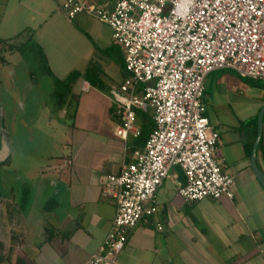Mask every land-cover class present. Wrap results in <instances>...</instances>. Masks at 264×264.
<instances>
[{"label":"crops","instance_id":"1","mask_svg":"<svg viewBox=\"0 0 264 264\" xmlns=\"http://www.w3.org/2000/svg\"><path fill=\"white\" fill-rule=\"evenodd\" d=\"M65 1L0 0V67L16 55L26 58L21 50L28 44L42 50L46 68L56 79L80 74L68 101L75 86L82 92L119 90L127 77L121 66L125 54L112 29L87 13L69 19L62 9ZM83 1L110 10L119 0ZM30 77L18 84H31ZM245 79L232 70H220L205 84L206 115L220 133L216 155L234 179V199L186 201L179 194L185 175L174 167L158 190V212L130 234L117 264H264V188L251 167L253 148L249 152L246 147L256 131L254 121L258 134L264 80ZM103 92L113 109L111 95L106 98ZM24 93L28 96L27 87ZM216 107L221 119L213 120L209 111L216 113ZM251 107L256 114L246 121L234 114L235 108ZM43 108L47 122H56L54 111ZM58 112L61 118L69 113ZM116 115L117 119H107L98 137H93L97 131L82 128L86 136L77 144L67 133L74 134L75 122L65 126L63 148L71 149H62L45 166H34L32 153L21 156L26 150L20 153L10 141L9 171L0 170V264H86L100 249L117 212L115 200L104 196L103 189L110 174L134 161L137 150L133 138L124 141L117 136L122 120L118 110ZM257 157L264 173V130Z\"/></svg>","mask_w":264,"mask_h":264},{"label":"built area","instance_id":"2","mask_svg":"<svg viewBox=\"0 0 264 264\" xmlns=\"http://www.w3.org/2000/svg\"><path fill=\"white\" fill-rule=\"evenodd\" d=\"M62 9L71 20L87 13L107 24L125 50L128 76L111 93L122 120L117 136L140 137L139 111H151L155 122L144 149L103 189L117 212L86 264H117L130 234L158 212V190L174 167L184 172L186 201L234 199V179L216 155L220 133L206 115L205 84L220 70L264 80V0H119L110 10L66 0Z\"/></svg>","mask_w":264,"mask_h":264},{"label":"rangeland","instance_id":"3","mask_svg":"<svg viewBox=\"0 0 264 264\" xmlns=\"http://www.w3.org/2000/svg\"><path fill=\"white\" fill-rule=\"evenodd\" d=\"M121 52L125 54L123 48H121ZM8 63V66L0 67V160L4 161L0 167L2 174L9 171L10 141L14 149H19L20 153L26 150L21 156H28L32 153L34 166H45L50 164L52 157L57 156L62 149L63 151H70L71 147L63 148V146L65 147L63 141H65L67 133L74 136V143L77 144L78 138L86 136L82 128H85L86 131L90 129L97 131L93 137H98L102 134L101 128L107 119L111 116L117 119L116 106L114 105L112 109L111 104L102 95V91H104L106 98L110 97L111 94L107 90L100 91L93 88L90 92H82L81 90L78 91L76 86L73 93L70 94L71 99L68 104L63 107V110L69 113L61 118L53 95L55 78L47 74L43 59L37 55H34L32 60L23 56L19 59V56L16 55L10 58ZM29 74L33 76L30 77L32 79L31 84L28 83L27 86L18 84L23 82L24 77ZM26 87L29 89L28 96L24 95ZM31 96H36L37 101L29 98ZM216 100L221 104L222 101H220L219 96H216ZM211 101L214 103L213 99ZM43 107H48L54 111L52 118L56 119V122H47L48 113ZM239 109L241 110L238 111L235 108L234 114L245 121L248 120L249 116L256 114V109L252 107L249 110ZM149 115H152L151 111ZM38 116H40L39 123L37 122ZM209 116L213 120L221 119L217 107L216 113L209 111ZM34 122L39 128L38 130L35 129ZM74 122L76 126L74 134L66 133L68 126ZM20 143L22 144L20 145ZM29 165L32 166L30 161ZM33 182L30 181V184L32 185Z\"/></svg>","mask_w":264,"mask_h":264},{"label":"trees","instance_id":"4","mask_svg":"<svg viewBox=\"0 0 264 264\" xmlns=\"http://www.w3.org/2000/svg\"><path fill=\"white\" fill-rule=\"evenodd\" d=\"M22 54L29 59V57L31 56V58H34V55H39L40 58L43 59V61L46 60L45 56L43 55L42 50H37V48H33V45L29 48L28 44L24 45L23 50H21ZM122 68L124 69V72L126 74V76H128V73L126 71V67H125V59H123L122 62ZM47 72L54 76L50 70V68L47 67ZM80 77L79 73H72L66 80H59L56 79L55 77V88H54V98L56 99V106H57V110H62L64 106H66V104H68V95L71 92V88H72V84L75 82L76 79H78ZM126 79V78H125ZM253 82H256L253 80ZM145 113V114H143ZM138 119L141 120V135L140 137H138L137 139H134V149L137 150H143L147 140L149 139L151 133L154 131L155 128V122L154 119L151 115H149V113L146 112H138ZM253 124L256 126V131L255 134L252 138V140L249 141V143H246V147L249 149L248 151L251 152L252 148H253V144L256 140L257 137V121H254ZM136 150V151H137ZM181 169V168H180ZM182 170V169H181ZM183 172V170H182ZM184 173V172H183Z\"/></svg>","mask_w":264,"mask_h":264},{"label":"water","instance_id":"5","mask_svg":"<svg viewBox=\"0 0 264 264\" xmlns=\"http://www.w3.org/2000/svg\"><path fill=\"white\" fill-rule=\"evenodd\" d=\"M263 130H264V106L262 107L259 116H258V134L253 146V152L251 156V167L264 188V173L261 170L258 162L257 153L259 147L261 146L262 138H263ZM1 161V160H0Z\"/></svg>","mask_w":264,"mask_h":264}]
</instances>
